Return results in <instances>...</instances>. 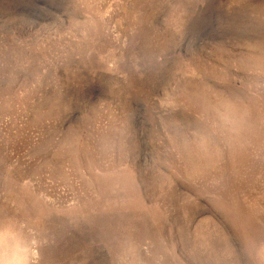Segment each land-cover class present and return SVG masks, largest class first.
I'll return each mask as SVG.
<instances>
[{"label":"rangeland","instance_id":"obj_1","mask_svg":"<svg viewBox=\"0 0 264 264\" xmlns=\"http://www.w3.org/2000/svg\"><path fill=\"white\" fill-rule=\"evenodd\" d=\"M0 264H264V0H0Z\"/></svg>","mask_w":264,"mask_h":264}]
</instances>
